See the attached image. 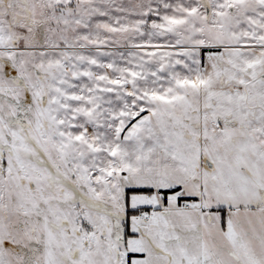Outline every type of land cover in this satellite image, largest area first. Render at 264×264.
<instances>
[{
	"label": "snow or ice",
	"instance_id": "6c2138e0",
	"mask_svg": "<svg viewBox=\"0 0 264 264\" xmlns=\"http://www.w3.org/2000/svg\"><path fill=\"white\" fill-rule=\"evenodd\" d=\"M0 264H264V0H0Z\"/></svg>",
	"mask_w": 264,
	"mask_h": 264
}]
</instances>
